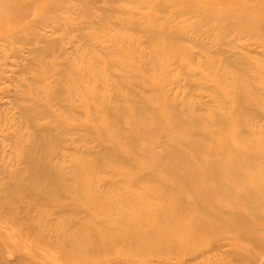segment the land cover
<instances>
[{
    "label": "rangeland",
    "instance_id": "rangeland-1",
    "mask_svg": "<svg viewBox=\"0 0 264 264\" xmlns=\"http://www.w3.org/2000/svg\"><path fill=\"white\" fill-rule=\"evenodd\" d=\"M0 25V38L7 40H1L5 44L0 47V126L7 124L4 133L10 136L0 152H6L14 164L31 156L46 161L49 175L60 182L54 192L35 188V182L27 208L13 212V219L0 216V230L7 233L2 241L6 245L0 247L7 256L12 252L17 264H53L55 259L56 264H98L95 257L105 251L99 242L110 234L94 226H110L112 235L126 234L134 243L136 233L116 218L119 208L107 212L105 207L120 193L191 197L190 188L179 185L198 179L231 184L237 196L253 191L249 200L264 203L260 180L264 179V118L257 117L258 111L252 114L258 107L264 112V0H7L0 4ZM33 32L34 37L43 34V41L37 37L31 42ZM61 85L71 88V113L62 109L58 94L54 97L52 92ZM239 92L251 102L250 109L242 110ZM109 103H120L127 110L119 118L111 116L102 106ZM179 114L189 122L197 120L198 129L180 128ZM137 121L143 124L134 138ZM121 129L130 138L140 137L144 151L136 150ZM152 134L162 136L153 140ZM197 137H205L208 146L219 144L223 137L222 147H250V170L256 176L237 186L231 176L204 179L168 173L165 166L173 152L167 148L178 142V151L191 157L194 152L179 140ZM201 159L222 167L229 157L204 152ZM237 160L242 162L241 157ZM140 171L151 176L141 177ZM173 185L175 190L170 189ZM218 200L234 214L250 213L248 202ZM157 202L158 198L153 205ZM63 214H71V222L56 224L51 236H59L58 245H44L31 235L39 229L24 227L25 223L34 227L28 219L31 215L56 221ZM257 215L259 220L250 218L256 227L245 238L233 234V254L254 258L261 253L264 206ZM73 219L80 222L75 225ZM196 224L177 223L174 236L165 235L167 230L159 235L184 239L188 254L211 242L203 231L199 238H186L189 232H184L198 229ZM147 238L137 239L145 245ZM115 248L107 263L190 262L177 255L154 257L150 249H138L137 244ZM16 250L24 256L17 259ZM226 255L191 264H233L232 255ZM246 263V259L235 262Z\"/></svg>",
    "mask_w": 264,
    "mask_h": 264
},
{
    "label": "bare ground",
    "instance_id": "bare-ground-1",
    "mask_svg": "<svg viewBox=\"0 0 264 264\" xmlns=\"http://www.w3.org/2000/svg\"><path fill=\"white\" fill-rule=\"evenodd\" d=\"M10 1L16 2L23 0ZM3 2H7V0H0V4H2ZM1 26L2 25H0V27ZM37 37L40 38L41 41H43V34L39 36L37 33V36L34 37V32L32 33V37H29V40L32 42L37 39ZM1 40H3L4 42L7 41L6 39L0 38V47L2 46V44H5L4 42L1 43ZM44 42L46 43V45L48 43L50 44V41ZM192 83L197 86L196 82ZM52 92L55 93L54 97L56 96V94H58V97L61 100L60 105L62 109H64L66 112L68 111L71 113V108H74L73 106L71 107V88L67 89L66 86L61 85L54 88ZM238 94L241 99L242 110L250 109L251 102L248 101L245 97H242L241 92H239ZM119 104L120 103H109L102 106L109 115L117 116L119 118L120 115H122L127 110L125 109V106ZM24 106L22 108H24ZM259 109L260 107H258V110H254L252 114H255V112L258 111L257 117L264 118V112ZM46 110L47 108L43 109L41 113L45 114ZM176 123L180 126V128L189 126L192 129H198V125L196 124L197 120H192L191 122H189L186 119L182 118L180 114L178 119L176 118ZM218 123L221 124L223 123V121L219 120ZM142 124L143 123L137 121L138 131L134 135V138L140 135ZM133 125L134 123L133 121H131V127ZM219 126L222 127L223 125ZM41 128L44 127L41 126ZM4 129H8L7 124H3L2 122L0 126V132H2L0 133V136H2V138L0 139V146L5 139L10 137L6 133H4ZM215 133L216 131L213 134ZM120 134H125L127 136V140L130 143L134 144L133 146H136V150L144 151L145 148H143V145L145 144L139 142L140 137H138L137 140L130 138L128 131L125 129H121ZM146 134L147 133L145 132V135ZM158 135L160 134H152L153 140ZM160 136H162V134ZM222 138L217 141L219 144L212 146L205 145L207 144V142H205V137H197L196 139L191 138L187 141L180 139L179 141L184 142V144L188 146V149L191 151V153L194 152L193 154H191V157L190 154L178 151V142L174 145L171 144L166 151H172L173 154L169 156L168 164L167 166H165V170L168 173H171L175 176L179 175L180 177H187L186 174H192V177L195 176L197 178L204 177V179H207L208 177L218 179V177L231 176L234 178L235 184H237V186L246 184L245 180L247 179L253 180L251 178L256 176V172H251L250 170V156L253 154L250 147L248 149H245L244 146L240 145L237 147L230 146L231 149L230 147L225 148L221 146V140L222 142H225L226 139ZM243 139L245 140L244 137ZM238 142L245 144L243 140H240ZM204 152L216 153V155H218L219 157L226 156L227 158L229 157V159L222 167H220L219 165H217L218 163L215 164V162L213 163L209 161H203L201 158ZM5 153L6 152H0V185H2L0 186V216H9L13 219V212L19 214L20 210L28 207L27 200H30L27 198L33 197L31 196V194L33 193H31L29 189L33 188L35 182H38L35 188H40L46 192H54L55 189H59L60 182L56 181L55 179L53 180L51 175H49L47 171V169H49V165L46 161H43L36 156H31L28 159L17 161V164H14L13 161L8 160V157L7 155H5ZM239 157L242 158L241 163H239V160H237V158ZM114 158L115 157L113 156V159ZM202 162L203 164H201ZM23 163H25V167H23ZM140 175L141 177H150L151 172L140 171ZM260 180H262V187L264 189V179ZM209 182L206 184L200 182L198 179L197 181L192 179L184 180L182 182V185L179 186H181L182 188L189 187L190 191H192L191 197L180 196L178 198L169 199L167 197L158 196L159 192L128 193L127 195H124V193H120L118 197H116L112 201L110 200L111 202L108 201L110 203L107 202L105 205L107 212L111 210L113 212L114 208H119L116 218H118L117 220H121L120 223H124V225L133 229V231L136 233V236L134 237L135 242L132 243L126 234H124L123 236L112 235L115 233H111L110 229L112 228L110 226L106 225L105 228L101 226H94V230L99 229L102 234H110V236L105 241L102 240V243L99 242L100 240L97 241L101 244V247L105 249V251L103 250L102 253L95 257L96 259L94 260L96 261V263L103 264L104 262L105 264H117L116 261L107 263L111 255L110 251L116 249L115 246L120 247L124 246L127 243H131L134 246L137 244L138 249L141 250H143L144 248H146V250L150 249L152 256H156L161 259L172 258L170 257V255H177L178 259L182 261L190 258L189 264L193 263V261H196V259L199 258L201 260H210L213 258L218 259V256H221L223 254L231 256L233 254V244L230 241L233 234H241V237L245 238V233L253 231L256 226L252 223V220L250 218L259 220L258 216L260 215H257V211L262 208V206H264V203L261 205L260 202L249 200L250 197H252V195L254 194L252 193L253 191L248 192L249 196H237L235 193H233L234 188L231 184L224 185L220 183L215 184L211 181ZM170 189L175 190V186L173 185ZM25 191L27 192L26 195H19L21 193H24ZM222 194H225L226 196L221 197ZM153 195H155L156 197H152ZM37 197L38 196L34 198ZM157 198L158 205H153V201ZM219 198L227 199V203L232 204L239 203L241 201L248 202L250 203V205H252L249 209L250 213L234 214L233 210H229L224 207L222 208V205L218 203ZM64 214H66V212ZM64 214L61 215V218L60 216L56 217V221L53 220L50 216H48L46 220L41 221V217L44 216L40 215L41 217L39 216L35 218L33 215H31V218L28 219H32L35 222V225H33L34 227H31V225H28V223H25L24 227L27 226L26 228L28 229H41V231L38 230L37 233H33L31 235H33L37 239L39 238L40 242H42L44 245H58V240L56 237L59 236H55L54 234V237H52L51 233H56V224H60L63 222L64 224H66L68 222H71V214ZM18 216L19 215H17V217ZM66 216H70V218H67ZM1 219L2 218L0 217V220ZM72 221L76 225L78 224V222H80V219H73ZM184 221L195 222L197 223L196 226H199L198 229H196L197 227H190L189 230L187 229V231L184 232H189L186 238L192 235L199 238L200 231H203V233L210 235L211 242L207 247H202L195 251H191L188 254H185L184 249L186 245L184 244L186 242L183 241L184 239L182 241H177L171 240L172 238L165 239L164 236L159 235V231L167 230V232L164 233L165 235L174 236L176 233V224ZM207 221L209 223H207ZM95 223L96 222L94 221V224ZM2 231L0 230V244L4 246L6 244L3 242L7 240V233L5 231ZM64 231L66 230L64 229ZM220 232H223L221 236L218 235V233ZM256 235L257 234H255V236ZM141 236L148 237L146 240L148 242H146L145 245L139 243V240L137 239ZM150 236H152L153 238H151ZM228 245L229 247L225 248V246ZM15 252L18 254L17 259H20L24 256L22 251L16 250ZM11 253L12 252H10L7 256L8 252H5L4 248L0 247V264H17L12 260L11 257H13V255ZM260 254H263V256H260ZM260 254L257 255L258 257L254 258H246L244 254L240 256L238 254H233L231 256L233 257L231 261L233 264H235L236 261L246 259V264H264V244L262 246V251ZM14 255L16 257L15 253ZM43 255L45 257H48V255ZM32 257L36 258L34 255ZM39 258H41L40 255ZM69 258L71 259V257ZM69 261L71 262V260ZM165 262L166 264L170 263V259H167ZM52 263L56 264V259L53 260Z\"/></svg>",
    "mask_w": 264,
    "mask_h": 264
}]
</instances>
